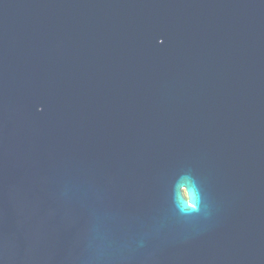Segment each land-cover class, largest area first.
Here are the masks:
<instances>
[{
	"label": "water",
	"instance_id": "obj_1",
	"mask_svg": "<svg viewBox=\"0 0 264 264\" xmlns=\"http://www.w3.org/2000/svg\"><path fill=\"white\" fill-rule=\"evenodd\" d=\"M0 264H264V0H0Z\"/></svg>",
	"mask_w": 264,
	"mask_h": 264
},
{
	"label": "clouds",
	"instance_id": "obj_2",
	"mask_svg": "<svg viewBox=\"0 0 264 264\" xmlns=\"http://www.w3.org/2000/svg\"><path fill=\"white\" fill-rule=\"evenodd\" d=\"M185 198H187V192L185 191Z\"/></svg>",
	"mask_w": 264,
	"mask_h": 264
}]
</instances>
